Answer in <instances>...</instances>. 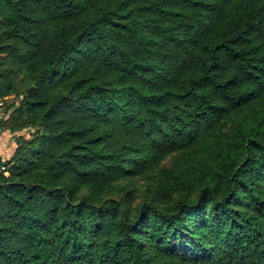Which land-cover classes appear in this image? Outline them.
<instances>
[{
    "label": "trees",
    "instance_id": "16d2710c",
    "mask_svg": "<svg viewBox=\"0 0 264 264\" xmlns=\"http://www.w3.org/2000/svg\"><path fill=\"white\" fill-rule=\"evenodd\" d=\"M0 20V100L40 128L0 181V264H264V0H0ZM177 153L200 159L134 206L124 183Z\"/></svg>",
    "mask_w": 264,
    "mask_h": 264
},
{
    "label": "rangeland",
    "instance_id": "374dc122",
    "mask_svg": "<svg viewBox=\"0 0 264 264\" xmlns=\"http://www.w3.org/2000/svg\"><path fill=\"white\" fill-rule=\"evenodd\" d=\"M22 78L19 77V87L22 86ZM0 151L3 156H0V161L7 163L13 160L14 157L20 158L29 151L32 141V133L34 128L40 129L36 123H32L25 115H20L17 108L20 105V99L14 96H9L0 100ZM230 123H225L222 130H227ZM200 159L198 154L188 155L187 158L183 157L181 153H177L168 158L161 167L155 171L153 176H145L138 178L128 183H124V188L129 195V201L134 206H139L143 203L153 201L156 202L154 194L157 190V184L154 180L155 177L162 176L163 173L179 167V165H192ZM182 160V161H181ZM191 163V164H190ZM13 164V163H12ZM12 164H8V167ZM155 176V177H154ZM106 197L119 198L120 195H113L112 193ZM156 205V204H155ZM164 207L163 205H160Z\"/></svg>",
    "mask_w": 264,
    "mask_h": 264
},
{
    "label": "built area",
    "instance_id": "2783aa9c",
    "mask_svg": "<svg viewBox=\"0 0 264 264\" xmlns=\"http://www.w3.org/2000/svg\"><path fill=\"white\" fill-rule=\"evenodd\" d=\"M1 107V105H0ZM1 112V110H0ZM1 118V115H0ZM9 176V167L6 163L0 162V181L2 178L4 177H8Z\"/></svg>",
    "mask_w": 264,
    "mask_h": 264
},
{
    "label": "water",
    "instance_id": "95a60500",
    "mask_svg": "<svg viewBox=\"0 0 264 264\" xmlns=\"http://www.w3.org/2000/svg\"><path fill=\"white\" fill-rule=\"evenodd\" d=\"M32 90H33V88L29 89V90L27 91V93H31Z\"/></svg>",
    "mask_w": 264,
    "mask_h": 264
},
{
    "label": "crops",
    "instance_id": "0c3cea01",
    "mask_svg": "<svg viewBox=\"0 0 264 264\" xmlns=\"http://www.w3.org/2000/svg\"><path fill=\"white\" fill-rule=\"evenodd\" d=\"M0 23H1V20H0ZM0 156H3V154L1 153V151H0Z\"/></svg>",
    "mask_w": 264,
    "mask_h": 264
}]
</instances>
